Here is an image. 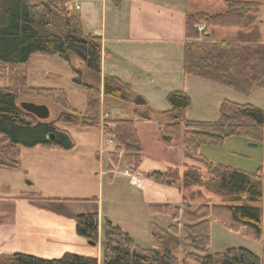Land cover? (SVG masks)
Listing matches in <instances>:
<instances>
[{
  "label": "trees",
  "instance_id": "trees-1",
  "mask_svg": "<svg viewBox=\"0 0 264 264\" xmlns=\"http://www.w3.org/2000/svg\"><path fill=\"white\" fill-rule=\"evenodd\" d=\"M75 0H0V12L10 20L9 27L0 34V65L11 67L6 87H0V170L21 167L22 147L72 150L76 144L69 131L60 123L81 128L102 127L117 144L110 153L118 164L121 156L126 166L137 172L144 162L145 149L135 120L102 121V41L86 34L83 19L68 6ZM227 10L218 14L197 13L187 20L184 45V74L216 82L239 94L249 96L255 87L264 88V37L260 14L264 0H225ZM206 25L200 33L199 26ZM209 28L238 29L236 42H214ZM203 38V39H202ZM34 55L58 56L73 65L78 58L88 74L78 70L74 83L86 90L87 108L84 112L73 108L64 89L36 88L29 84L30 61ZM87 75H91L88 80ZM103 94L128 100L131 87L117 77L103 79ZM42 99L61 107L57 120H40L18 105L19 97ZM170 109L163 114L169 118L164 127L180 135L187 149V157L200 160L204 169L186 165L167 172H151L149 178L159 184L177 186L181 190L203 187L221 198L220 204H201L195 210L183 211V237L179 238L178 206L150 205L152 215L171 216L176 223L167 230L152 222V236L156 247L144 249L133 237L108 218L104 221L103 264H180L176 250L181 244L194 251L186 252V259L197 264H263L257 254L244 247H230L223 253H211V219L219 221L231 231L246 228L255 239L263 236L261 209L248 203L264 201V181L257 173L225 166L207 160L199 153L203 145L221 144L225 138L243 136L253 141L264 138V110L251 103L225 100L216 121H194L187 118L192 99L185 91H174L167 98ZM149 120L147 114H138ZM53 135V139L50 136ZM23 200H44L40 193L25 192ZM185 198V197H184ZM78 235L95 244L99 240V214L87 213L76 217ZM0 264H98V259L67 253L60 259L47 260L15 253L0 255ZM185 264V263H184Z\"/></svg>",
  "mask_w": 264,
  "mask_h": 264
},
{
  "label": "crops",
  "instance_id": "crops-1",
  "mask_svg": "<svg viewBox=\"0 0 264 264\" xmlns=\"http://www.w3.org/2000/svg\"><path fill=\"white\" fill-rule=\"evenodd\" d=\"M68 7L73 13L82 17L86 34L95 35L102 41L100 86L102 87L103 119L109 116L104 112V105L107 100H111L103 94V79L106 76L117 77L131 87L132 96L123 101L133 106L137 120L133 118H127V120L142 121L138 115L142 112L152 119V114L155 113L162 118L161 127H164L163 118L166 116L163 112L170 109L167 98L171 92L185 91L191 97L192 105L193 95L198 90L204 94L211 93L214 96L211 106L218 111L222 103L228 100L224 99L222 94L227 92L225 90L231 89L213 81L185 75L183 70L184 45L187 41L186 26L189 16L197 13L210 15L223 13L227 10L225 0H76ZM261 20L264 37V20ZM213 30L214 28L208 29L211 41H237L238 29H226L227 33L231 30L235 31L233 40H222L224 39L222 35H216ZM213 36L218 38L213 39ZM258 89L261 93H257L255 99L260 98L262 106L258 107L264 110V88L255 87L249 96H253ZM231 91L234 99L237 96H245ZM138 99L145 103L137 104ZM231 101L241 104L251 103L240 100ZM189 110L188 119H196L190 118ZM120 119L113 118V120ZM211 119L216 121L219 116L213 114ZM143 120L146 121V119ZM116 147L117 144L115 149ZM111 152L113 151L110 150L108 156H99L98 160L102 170L99 175L106 174L110 177L109 182L113 183L115 175L111 174ZM29 160L30 163L25 164L24 154H22L19 169L0 170V255L23 253L42 259L56 260L67 253H73L97 258L98 264H103L104 221L106 218L112 221L110 219L112 216L106 217L104 214L103 191L93 190L91 182L85 178L87 171L91 172L93 162L88 163V159L85 160L80 153L71 150L48 151L46 149L34 151ZM105 166L108 171H105ZM162 168L166 172V167ZM159 169L158 165L147 162L145 158L143 166L138 171L143 173L140 181L133 183L127 177L129 184L143 191L150 205L180 206L183 196L178 187L159 184L148 177V173ZM56 172L80 173L82 177L77 180V183L73 182L74 179L62 181L61 178L53 177ZM10 173L11 181L7 179ZM31 174L32 181L25 187L22 186L23 178ZM100 181L103 182V178ZM8 189H17L16 191L19 192L10 195L6 192ZM70 189H79L84 194L64 196ZM25 192L40 193L45 199L32 201L19 198ZM93 200H96L95 203H91ZM90 211L99 214V240L95 244H99L97 248L86 238L78 235L76 230V217Z\"/></svg>",
  "mask_w": 264,
  "mask_h": 264
},
{
  "label": "rangeland",
  "instance_id": "rangeland-1",
  "mask_svg": "<svg viewBox=\"0 0 264 264\" xmlns=\"http://www.w3.org/2000/svg\"><path fill=\"white\" fill-rule=\"evenodd\" d=\"M68 8L70 9V7ZM259 17L264 20V8ZM9 25V18L0 12V34L2 31L6 30ZM213 31L216 33V35L221 34L222 38H224L222 40H233L235 38L234 30H231L227 33L226 29L214 28ZM212 38L217 39L218 37L213 36ZM72 61L73 65L70 66L58 56H32L29 69V84L36 88L66 90L69 103L72 105V107L84 112L87 108L86 90L83 87L76 85L74 83V79L77 77L76 72L78 70L82 71V73L85 75L88 74V72L85 65L78 58H74ZM18 72V70L16 73L12 72L11 67L7 65H0V87L8 86L11 81V76H17ZM90 77L91 75L86 76L88 80H90ZM225 91L227 92L222 94L224 99L251 102L257 107L262 106L260 98L259 100L255 99L257 97V93H261L259 89L254 92L253 96H240L242 98L237 96L236 99H234V94H232L233 92L231 90L227 89ZM193 96L194 103L192 107H190L191 109L189 112L191 111L190 118L194 117L196 119L192 120L214 121L211 119V116L213 114H217V116H219V111L211 106L213 102L212 97H214L211 93L204 94L201 90H198ZM109 98L111 100H107L104 105V112L108 113L109 116L105 119L102 118L103 122L105 120H113V118H121L126 120L127 118H137L136 111L131 104H126L121 99L113 97ZM21 102H34L37 104L47 105L51 112V116L48 121L57 120L63 111L61 107L47 100H34L22 96L17 100L18 105H20ZM166 117L167 116H164L163 118V121L165 122L164 127L169 121V118ZM161 120L162 118L160 116H156V114L153 113L152 119L150 117V119L146 121L143 119L142 121H136L139 136L145 149L143 155L144 161L145 158H147V162L158 165L160 169L157 170V172H164L162 167H166V172L170 169H180L181 176L186 171V165H195L199 168H202L203 170L204 167L200 160H194L187 157L188 152L183 144L181 136L173 133L172 131L165 130L164 127H161ZM59 127L69 131L73 137L76 146L71 151L80 153L85 160L88 159V163L89 161L93 162L91 172L87 171V176L85 175V178L88 180V182H91L93 190L98 192H100V190L103 191L105 197L103 210L106 217L112 216L110 219L116 225L120 226L125 232H128L140 247L144 249H152L156 247L152 236V222L167 230L170 225L176 223L177 221H174L171 216L160 214L152 215L150 203L145 199L143 191L129 184V178L122 175L123 172L128 168L125 164L123 156H121L120 161L116 166L117 173L113 183L109 182L110 177L106 174L105 176L99 175L102 170L99 167L98 158L99 156H108L110 150L115 151L116 143L114 140L104 133L102 127L81 128L79 126L70 125L67 123H60ZM167 137H171V141H168L166 139ZM21 150L22 154H24L25 164H29V157L32 153H34V151H42L45 149L40 147H22ZM46 150L64 151L60 149ZM199 152L202 157L211 162L240 169L248 173H257L259 170H261V175L264 181V138L263 140L256 142L243 136L227 137L221 144L203 145ZM110 166L113 169L115 168V164L112 161L110 162ZM104 169L105 171H108L106 166ZM23 171L25 170L23 169ZM135 173L139 178L143 176V173L138 171ZM70 174L56 172L54 173L53 177L61 178L62 181H70V179H74V183H77V180H80L82 177L80 173ZM8 175L9 176H7V179L11 181L12 178L10 177L12 176L10 175L12 174L10 173ZM112 175L114 176V174ZM32 178V174L26 175L25 179L23 178L21 182L22 186L25 187L28 182L32 181ZM101 178H103V182L100 181ZM176 187H178V185ZM16 190L17 189H8L6 192L10 195L17 194L19 191ZM179 190L183 196V202L180 204V206H178L182 212L178 218L179 230L177 235L180 239H182L184 227L183 211L195 210L201 204L206 203L211 205L220 204L221 198L207 191L203 187H193L189 190H181L179 188ZM82 194L84 193H81L79 189H70V191L64 196H82ZM95 201L96 200H93L91 203H95ZM248 204L261 209V220L264 225V201ZM211 234L212 237L209 246V251L211 253H223L227 248L230 247H244L261 257L264 264V232L261 239H255L249 234L246 228H241L239 231H231L219 221L212 218ZM98 245H95L94 247L97 248ZM191 251H194L192 247L184 246L183 244L180 245V247L175 252L180 264H197L195 260L185 258L186 252Z\"/></svg>",
  "mask_w": 264,
  "mask_h": 264
},
{
  "label": "water",
  "instance_id": "water-1",
  "mask_svg": "<svg viewBox=\"0 0 264 264\" xmlns=\"http://www.w3.org/2000/svg\"><path fill=\"white\" fill-rule=\"evenodd\" d=\"M137 104H144L143 100H136ZM20 107L25 110L26 112L36 116L40 120H48L51 116L50 109L45 104H37L34 102H21ZM50 139H53V135L50 136ZM168 141H171V137L166 138ZM91 244L95 245V243L90 242Z\"/></svg>",
  "mask_w": 264,
  "mask_h": 264
},
{
  "label": "built area",
  "instance_id": "built-area-1",
  "mask_svg": "<svg viewBox=\"0 0 264 264\" xmlns=\"http://www.w3.org/2000/svg\"><path fill=\"white\" fill-rule=\"evenodd\" d=\"M205 25L203 24V25H201V26H199V32L200 33H202V32H204L205 31ZM111 173L112 174H114V175H116V166H115V168L113 169L112 168V171H111ZM122 175H124V176H126V177H129L131 180H132V182L133 183H138L140 180V178L138 177V175L135 173V171H133V170H131V169H129V168H127L124 172H123V174Z\"/></svg>",
  "mask_w": 264,
  "mask_h": 264
}]
</instances>
